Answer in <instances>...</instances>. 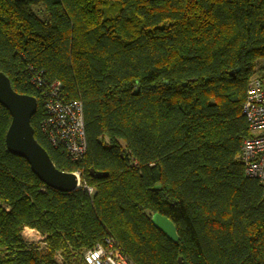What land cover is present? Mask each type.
I'll list each match as a JSON object with an SVG mask.
<instances>
[{"label": "trees", "instance_id": "trees-1", "mask_svg": "<svg viewBox=\"0 0 264 264\" xmlns=\"http://www.w3.org/2000/svg\"><path fill=\"white\" fill-rule=\"evenodd\" d=\"M260 62L264 0H0V73L36 98L35 139L81 182L57 192L8 153L0 105V264H83L109 238L133 264H264V187L240 160ZM56 83L83 106L80 161L42 131Z\"/></svg>", "mask_w": 264, "mask_h": 264}, {"label": "built area", "instance_id": "built-area-1", "mask_svg": "<svg viewBox=\"0 0 264 264\" xmlns=\"http://www.w3.org/2000/svg\"><path fill=\"white\" fill-rule=\"evenodd\" d=\"M59 86L56 83L52 87L44 103L46 119L42 131L54 149L60 148L73 161H80L87 152L83 106L80 101H64ZM243 115L248 123L249 137L243 142L240 160L246 177L259 181L264 187V73L250 80ZM76 175L80 179V175ZM30 231L39 236L38 242L44 240L35 230ZM83 259V264H133L111 238L86 251Z\"/></svg>", "mask_w": 264, "mask_h": 264}, {"label": "water", "instance_id": "water-1", "mask_svg": "<svg viewBox=\"0 0 264 264\" xmlns=\"http://www.w3.org/2000/svg\"><path fill=\"white\" fill-rule=\"evenodd\" d=\"M0 105L11 116V124L5 136L7 152L26 160L31 172L46 187L67 194L77 191L81 187L79 177L75 173L57 169L48 152L34 137L31 119L38 108L36 98L16 93L9 78L3 73H0ZM151 223L174 244L179 243L176 227L168 218L154 214Z\"/></svg>", "mask_w": 264, "mask_h": 264}, {"label": "rangeland", "instance_id": "rangeland-1", "mask_svg": "<svg viewBox=\"0 0 264 264\" xmlns=\"http://www.w3.org/2000/svg\"><path fill=\"white\" fill-rule=\"evenodd\" d=\"M264 62H260V65ZM28 229V228H27ZM31 229H28L26 232H23V237L27 241V243H37L39 236L35 232H31ZM57 261L59 263H63V261L57 257Z\"/></svg>", "mask_w": 264, "mask_h": 264}, {"label": "crops", "instance_id": "crops-1", "mask_svg": "<svg viewBox=\"0 0 264 264\" xmlns=\"http://www.w3.org/2000/svg\"><path fill=\"white\" fill-rule=\"evenodd\" d=\"M39 240V239H38Z\"/></svg>", "mask_w": 264, "mask_h": 264}]
</instances>
